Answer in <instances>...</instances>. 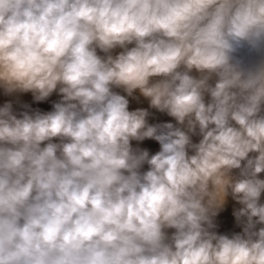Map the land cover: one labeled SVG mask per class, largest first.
<instances>
[{
	"label": "clouds",
	"instance_id": "9594fccd",
	"mask_svg": "<svg viewBox=\"0 0 264 264\" xmlns=\"http://www.w3.org/2000/svg\"><path fill=\"white\" fill-rule=\"evenodd\" d=\"M0 88V264H264V0H0Z\"/></svg>",
	"mask_w": 264,
	"mask_h": 264
},
{
	"label": "bare ground",
	"instance_id": "6f19581e",
	"mask_svg": "<svg viewBox=\"0 0 264 264\" xmlns=\"http://www.w3.org/2000/svg\"><path fill=\"white\" fill-rule=\"evenodd\" d=\"M133 45H129L132 47ZM123 49L117 48L112 51V55L115 56ZM98 55L105 56L106 54L97 50ZM238 57L243 60L245 63H252L255 62L259 57L256 53H251L247 49H241L237 54ZM193 75H197L195 72L192 73ZM158 79V78H154ZM114 91L118 92L121 95L127 96V93L123 91L121 88H114ZM129 99V110H136L138 108L147 109L149 112V116L147 117V121L149 124H160V123H173L176 124L174 118L169 117L166 113L158 112L156 109L149 107V101L144 98L140 93L139 90H136L133 93L132 97H127ZM61 96L58 92H54L47 100L45 101H35L33 94L31 92L27 93H20L15 92L12 94H5L4 90L0 88V107H2L5 103L11 102L13 107V112L17 114L19 118V114L21 112L27 111L30 114L35 111L40 112H48L52 110V105L55 102H59ZM178 126V125H177ZM198 131V130H197ZM201 137L197 135L192 136L193 143H198ZM54 142H59L58 140ZM132 147L134 149H147L149 154H155L159 151L160 146L159 143L154 140H145L142 142L132 141ZM189 154H192L191 150H189ZM250 155H255L250 154ZM148 169V165L145 164L141 171H146ZM239 170L234 169L232 175H238ZM261 178H264V174H261ZM261 203H264V194L261 196ZM242 205L237 203L232 196L229 194L226 199L223 207L219 210L218 215L214 217V223L216 224V228L213 229L218 234H226V235H233L236 233L242 232V225L237 222L234 211L240 209ZM264 225H257V229ZM174 231V229H168L167 232L169 235Z\"/></svg>",
	"mask_w": 264,
	"mask_h": 264
}]
</instances>
